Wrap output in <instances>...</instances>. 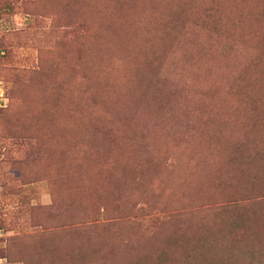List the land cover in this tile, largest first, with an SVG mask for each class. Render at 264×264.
<instances>
[{"label": "rangeland", "instance_id": "374dc122", "mask_svg": "<svg viewBox=\"0 0 264 264\" xmlns=\"http://www.w3.org/2000/svg\"><path fill=\"white\" fill-rule=\"evenodd\" d=\"M0 264H264V0H0Z\"/></svg>", "mask_w": 264, "mask_h": 264}, {"label": "built area", "instance_id": "2783aa9c", "mask_svg": "<svg viewBox=\"0 0 264 264\" xmlns=\"http://www.w3.org/2000/svg\"><path fill=\"white\" fill-rule=\"evenodd\" d=\"M3 95V91H2V88L0 87V97H2Z\"/></svg>", "mask_w": 264, "mask_h": 264}]
</instances>
